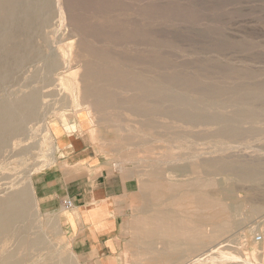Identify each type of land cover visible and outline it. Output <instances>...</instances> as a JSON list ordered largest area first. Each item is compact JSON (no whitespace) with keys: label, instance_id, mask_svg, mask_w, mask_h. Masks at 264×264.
<instances>
[{"label":"rangeland","instance_id":"1","mask_svg":"<svg viewBox=\"0 0 264 264\" xmlns=\"http://www.w3.org/2000/svg\"><path fill=\"white\" fill-rule=\"evenodd\" d=\"M42 4L46 7L42 8ZM0 8L6 11L4 17L10 16L7 20L3 17V20H0V99L4 95L19 91L22 87L38 88L43 90L44 94L53 95L42 103V122L31 125L32 130L28 139L31 141L33 138L32 142L28 141L24 143L26 146L23 145L29 148L33 144L32 146L38 148L29 156L9 157L7 168L5 167L6 169L1 173L12 176L14 181H19L18 183L23 181L20 184L28 186L33 196V177L43 170L54 167L59 157L67 156L63 150V142L68 136L71 138L78 136L85 140L88 147L83 151L86 152L87 157L96 156L102 162L108 163L114 171L133 180L132 188L135 192L123 217L126 234L124 242L121 251L108 259L111 264H137L135 259L132 261L131 253L126 252L129 251L127 247L132 239V223L142 215L141 210L146 204L145 200H150L152 197L151 191L144 188L153 180V173H160L165 167L167 170V165L173 168L171 166L173 165L175 169L178 167L174 176L180 180H187L199 176L200 173L201 177L206 176V173L200 172L204 167H207L205 170H210L207 174H211L210 172L215 169L213 173L218 184L213 186L215 187L213 189L233 191L235 204L238 207L235 216L237 224L221 238V241L230 240L226 244L234 246L231 245L227 252L230 251L229 253L240 257L238 262L218 257L216 261H219V264H264V172H262L264 171V116L259 118L256 117L259 115L257 114L250 115V118L247 117L249 115H240L244 107L263 111L264 103L251 102L242 106L234 97L241 93H264V0H21L17 3H13L12 0H0ZM8 9L13 13L15 9V17ZM5 22L9 23L5 24ZM3 23L6 26L2 27ZM18 44L21 46L17 47ZM62 53H65V56ZM48 58L57 60L56 69L49 72L48 77L52 80L58 76L63 78L66 89L60 86L59 89L49 87L45 90L44 83L29 79L36 74L34 72L38 71V76L44 74L39 70L45 66L44 63ZM9 71L10 75H8ZM70 86L71 89L74 88L71 90ZM144 87H147V92L158 91L164 94L177 92L175 94L185 96L192 102L205 103L208 106V111L204 110L206 113L223 112L225 116L213 122L209 121L213 124L202 123L206 124L204 126L180 122L171 116L174 118L172 120L170 116L161 114L163 112L159 113L160 110L156 109L160 105L158 101L152 104L157 105L156 107L148 106L153 101H149ZM163 88L164 91L168 90L164 92ZM69 92L72 96H69ZM140 93L144 95L140 96ZM209 93L213 95L208 97ZM57 94L58 98L55 97ZM93 94L101 96L102 99L97 100L91 96ZM221 95H227L224 96L226 101H221L224 100ZM229 98L232 102L231 106L230 103L228 104ZM62 100H66V103L64 102L63 105L57 103ZM121 100L123 102H120ZM233 100L239 104L235 106ZM83 101L86 103H82ZM166 101L167 103L163 101L166 105L161 102L164 113L166 112L163 109L170 107L168 104H172ZM87 102L91 105L89 106ZM213 102L218 104L226 102L227 104L223 105L227 109L219 110L217 103ZM141 104H145L146 107L143 105L142 107ZM207 104H212L213 107L210 108ZM62 108H65V111L61 110ZM112 110H118L122 114ZM146 110L148 115L152 116H146ZM154 111L156 115L153 114ZM125 112L126 114L128 112L127 116ZM110 113L115 116H109ZM260 115L264 114L260 113ZM228 119L234 123H229ZM235 120L239 122L235 123ZM149 121H152V124ZM240 122L242 123L238 124ZM214 124L215 127L211 126ZM72 126L75 128L70 129ZM223 126L225 129L227 127L230 133L227 131L220 133L221 136L226 137L215 136L219 134V129L224 128ZM46 127H49L48 130L45 129ZM244 131L245 133H242ZM180 132L183 137L179 135ZM238 132L240 134H237ZM158 134L161 136L156 140ZM236 134L241 136H233V138L232 135ZM49 135L53 136L50 138ZM231 143L232 145H229ZM15 150H20V147ZM172 151L173 155L170 153ZM72 156L76 157V154H71L70 157ZM173 156H177L178 161ZM179 156L182 159H179ZM156 160L157 165H155ZM164 160H170L172 163ZM217 160L223 162H216ZM75 162L74 158L68 165L70 170L73 173L80 172L86 178L89 177L90 166H76ZM183 162L184 165L180 168ZM202 163L204 164L201 165ZM210 163L213 164L212 167ZM194 164L197 165L196 167L202 166L197 169V173H200L196 174ZM225 164L226 166L223 167ZM236 164H240V167L238 165L236 167ZM29 165L31 168L28 167ZM187 165L195 168L194 170L187 168L191 175L186 171L184 174V166ZM256 167L257 171H255ZM235 168L252 171V174L256 172L254 174L256 177L249 174L248 181V174L241 173V177L238 170L230 173ZM221 170L224 173L216 172ZM251 177L259 182L252 180ZM244 181L247 183L245 184ZM232 203L227 201L228 205H233ZM256 208H260V211L255 212ZM70 214H74L73 209L70 211L63 209V213L52 216L45 215L40 210L39 222L43 227L49 218L59 216L62 224L60 247H70L77 255L80 264H96L94 258L77 253L73 235L68 234L65 228ZM69 223L71 228H76L74 220ZM257 236L263 238L262 242H256ZM216 261L208 264L218 263Z\"/></svg>","mask_w":264,"mask_h":264},{"label":"bare ground","instance_id":"2","mask_svg":"<svg viewBox=\"0 0 264 264\" xmlns=\"http://www.w3.org/2000/svg\"><path fill=\"white\" fill-rule=\"evenodd\" d=\"M12 1H13V3H17L21 0H12ZM43 4H45V3H43ZM43 4H42V8L46 7V6H43ZM11 5H13V4H11ZM4 7H6V6H4ZM40 7H41V5H40ZM6 8H4V9H6ZM2 9L0 8V18H1L0 20H3V18H5L4 20H7L8 17H10V16L8 15L7 18L4 17L6 11L2 10ZM11 9H8V11L10 12ZM39 12L37 14H39ZM10 13H12L15 17V9H14V13L13 12H10ZM41 14H43V13H41ZM37 16L39 17V15H37ZM40 16L42 17V15H40ZM10 19L12 20L13 18H10ZM19 19H21V18H19ZM8 23L5 22V24H8ZM1 26L3 27L6 25H4V23H3V24H1ZM19 26H18V28H19ZM20 43H24V42H20ZM70 45H72V44H70ZM19 46H21V44L17 45V47H19ZM67 49L69 50L70 48H67ZM19 50H20V48H19ZM19 50H18V52H20ZM9 55H10V53H9ZM68 56H69V53H68ZM50 59H51V57H50ZM44 64H45V66L41 70H39V72L43 71L44 74H42L41 76H38V74H37L38 71H37V72H34L36 74L32 73L33 74L32 76L30 74L31 77H29V79H35L36 82L38 81V82L44 83L43 89L49 88V87H54V88L59 87L60 88V86H63V88L66 89V85L64 83L63 78H60L58 76L52 80L51 78L48 77V75H49L48 73L52 72L53 69H56L57 60H54V59L49 60V58H48ZM7 72H4V73H7ZM8 75H10V71H9ZM71 87L72 86H70V89H71ZM134 87H137V86L134 85ZM200 87H202V86H200ZM221 87H223V86H221ZM144 88H146L145 92H146L148 98L150 99L149 101H153L152 103H150L148 101L150 103L148 106H153L152 104H155L156 101H158V103H160V105H161V102L163 104H165V103H167L166 100H168L169 103H172V104L171 105L168 104L170 107L167 106L168 108L163 109V110H165L166 113H164V111H162V107H164L163 105H161V107H159L160 105H158V107H156L157 105H155L153 107H156V109H158V111L160 110L159 113L163 112L161 114H164V115L167 114V116H170V118H172V117L177 118L178 120H180V122L184 121L185 123L187 122V123L196 124L194 126H197V125H203L204 126L206 124H202V123H207L209 121L213 122V120H217V119L225 116V113H223V112H217V113L216 112L215 113H209L208 112V113H206L204 110L205 109L207 110L208 106H206L205 103H202L201 101H199L201 103H198V101L192 102L190 99H188L185 96L175 94L177 92L167 93L166 92L168 90L167 88H166L167 89L166 91H164L165 88H163V91L166 92V94H164L162 92H158V91L157 92H147V87H144ZM241 89H244V88H241ZM62 91H65V90H62ZM143 91L144 90H142V92ZM148 91H150V90H148ZM170 91L173 92L172 90H170ZM200 91H199V93H200ZM257 92H259V91H257ZM44 93H43V90H40L38 88L29 89L27 87H22V89H20L19 91L12 92L10 94H7L6 96L4 95V97H2L0 99V264H80V262L78 261L79 259H78L77 255L70 249V247H66V248L60 247V243L62 242V239H60V236L62 235L60 233V230H62V224H61L60 217L55 216L53 218H49L47 220V224L42 227V225L39 222V219L41 218V216H39L40 210H39L38 203H37V200L35 198L34 193H33V196H31L32 194L30 193L29 187L26 186L25 184H20L23 181L18 183L19 181H14L12 176H7V175L1 173V171H3L4 169L7 168L9 157L29 156V155H31V152L33 150L38 148L37 146H32L33 144H31V146L29 148L28 147L25 148L26 145L24 143L30 141L28 138L30 135L29 133L32 130L31 125H33L34 123L42 122L41 120L43 118V111H42L43 101L48 100L47 98L53 96L52 94H44ZM69 93H70L69 96H72L71 95L72 93L71 92H69ZM260 93L261 94L241 93V94L234 95V97H235V100L237 102H240V105H242V106H246L251 102H262V103H264V93L263 94H262V92H260ZM142 94L144 95V93H142ZM142 94L140 96H143ZM210 95L212 96L213 94L209 93L208 97H210ZM222 95L220 97L224 98V100H221V101H226L224 96H227V95H224V96H222ZM57 96H58V94L55 97L58 98ZM91 96L95 97L97 100L102 99L101 96H98V95L96 96L93 94ZM215 96L217 97L218 95H215ZM138 98L139 97H137V99ZM71 100H73V99H71ZM164 100H165V103L163 102ZM65 101H63V100L57 101V103L60 102L63 105ZM75 101H76V99H75ZM136 101H138V100H136ZM84 102L86 103V101H83L82 103H84ZM88 102H87V104L91 103V102H89V103ZM120 102H123V101L121 100ZM237 102H235V104H234L235 106L237 104H239ZM54 103H56V102H54ZM104 103H105V101H104ZM144 103H146V102H144ZM213 103H215V102H213ZM224 103H226V102H224ZM224 103H222V104L217 103L218 107L217 106L216 107L219 108V110H221V109L226 110L227 107L225 105H223ZM229 103L231 106V103H232L231 99L228 101V104ZM74 104H75V102H74ZM125 104H127V103L125 102ZM209 104H207V105H209ZM212 104L209 105V107L210 106L213 107ZM215 104H214V106H215ZM90 105L91 104H89V106ZM131 105H132V101H131ZM135 105H137V104H135ZM142 105L146 107L145 104H141V106ZM97 107H98V105H97ZM133 107H135V106H132V108ZM95 108H96V106H95ZM98 108H100V107H98ZM177 108H179V109H177ZM244 108L245 109L242 108L243 111L242 110L240 111L241 114L238 111L240 115L245 114V115H249L247 117H250V115L259 114L256 116V117L259 116V118H260V116H264V115H260V113L264 114V110L263 111H256V110H253L251 108H246V107H244ZM64 109L65 108H62L61 110H64ZM135 109L137 110V108H135ZM156 109L154 108V110H156ZM140 110H142V108ZM115 111L119 112L118 110H115ZM115 111H113V112H115ZM122 112H124V111H122ZM142 113H144V112H142ZM145 113H146V116L151 115V114L148 115L147 110ZM106 114H109V113H106ZM120 114H122V113H120ZM125 114H126V112H125ZM127 114H128V112H127ZM127 114H126V116H127ZM153 114L156 115L155 111ZM117 115H118V113H117ZM130 115H128V116H130ZM157 115H158V113H157ZM109 116L112 117L115 115H113V113H110ZM143 116H144V114H143ZM146 116H144V117H146ZM234 116H235V114H234ZM236 116H238L237 113H236ZM105 117H106V115H105ZM117 117L120 118L119 116H117ZM174 118H172V120H174ZM237 118H239V117H237ZM83 119L85 120V118H83ZM46 120H47V118H46ZM149 120H154V119H149ZM230 120H229V123H232L233 121L230 122ZM224 121H225L224 123H226V120H224ZM151 122H150V124H152ZM166 122L168 123L167 120H166ZM237 122H239V121L237 120L235 123H237ZM252 122H253V120H252ZM66 123L67 122H65V124ZM209 123H211V122H209ZM241 123L242 122H240L238 124H241ZM81 124H83V123H81ZM211 124H213V123H211ZM171 125H173V124H171ZM223 125H225V124H223ZM154 126L156 128V124H154ZM207 126H209V125H207ZM211 126L215 127V124L211 125ZM150 127H153V126H150ZM241 127L242 126H240V128ZM37 128H38V125H37ZM48 128L49 127H46L45 129L48 130ZM74 128L75 127L72 126V128H70V129H74ZM233 128L235 129V127H233ZM149 129H152V128H149ZM165 129H167V128H165ZM246 129H245V131H246ZM220 130L221 129H219V132H218L219 134L220 133L223 134L226 131H227V133H230V131H229V129H227V127H226V129H225V127L222 128L221 132H220ZM49 131H48V133H49ZM202 131L204 132V130H202ZM238 131H239V128H238ZM240 131H241V129H240ZM245 131L242 133H245ZM219 134L215 135V136H217V137L221 136V134L220 135ZM237 134H240V133L238 132ZM237 134L232 135V137L233 136L234 137L241 136V135H237ZM179 135L181 136V132ZM50 136L51 135H49V137ZM158 136H161V135L158 134L157 137ZM183 136H181V137H183ZM223 136H221V137H223ZM175 137L177 138L178 136H175ZM224 137H226V136H224ZM230 137H231V135H230ZM176 138H174V139H176ZM188 138H190V137H188ZM32 139L30 142H32ZM158 139H159V137L156 140H158ZM164 139H165V137H164ZM204 139H206V138L204 137ZM44 140L48 141V139H44ZM167 140H169V139L167 138ZM180 140H182V139H180ZM23 145H25V146L23 147ZM162 145H163V143H162ZM229 145H232V143ZM255 145H256V143H255ZM52 146L54 147V145H52ZM19 147H20V150H18V151L15 150V148H19ZM48 149H50V147ZM169 149L171 150V148H169ZM173 151H175V150H173ZM173 151L170 153L172 154ZM260 154L261 153H259V155ZM163 156L165 157L164 154H163ZM183 156H186V155H183ZM36 157H37V153H36ZM173 157H175V159L177 158V156H173ZM178 158L180 159L181 157L179 156ZM38 159L39 158H37V160ZM175 159H174V161H175ZM195 159H197V157ZM157 160H159V159H157ZM157 160H156L155 165L158 164ZM211 160H213V159L211 158ZM223 160L222 161L217 160L216 162H218V161L223 162ZM164 161H166V160H164ZM164 161H163V164H164ZM166 162H171V161L169 160ZM199 162H201V160ZM213 162H214V164L216 163L215 161H213ZM26 163L28 165V161ZM171 163H169V164H171ZM226 163H228V162H226ZM247 163H245V164H247ZM195 164H196V162H195ZM203 164L204 163H202L201 165H203ZM218 164H220V163H218ZM233 164H235V163H233ZM178 165L179 164H177V166ZM181 165H184V162L182 164H180V166H179L180 168H181ZM201 165H198V167ZM210 165H211V163H210ZM212 165H211V167H212ZM237 165L238 164H236L235 166L237 167ZM168 166L169 165H167V170H166V167L162 168V166L160 165V167L162 168V169L161 168L160 169L162 171H164V170H166V171H164L163 173H162V171L161 172L159 171L162 174L153 173V180L145 186L146 188H144L146 190L151 191V196H152L151 198L152 199L150 198V200H148V199L145 200L146 204L141 210L142 215H140L132 223V227H131V232L133 231V234H131L132 239H131L129 246L127 247L129 251L126 252V253H129V252L131 253L132 261H134L133 259H135L137 264H208L209 262L216 261L217 257L220 259L226 258L228 260H236V261L239 260L240 257L235 256L232 253H229L230 251L227 252L229 250L228 248L231 247V245L234 246L233 244H226V242L228 243L230 240L221 241V238L223 236H225L231 230V228L237 224V221L235 220V216H237L238 207L235 204L236 201L234 200V192L231 190H225V189H218V190L216 189L217 192H215L216 190L213 189V188H215L213 186H217V184H218V182H216V180H215L216 175L214 176L215 173H213L215 171V169L212 170L213 172H210L211 174H207L210 170L209 171L205 170V168L207 169V167L203 166L204 169L201 171L199 170V171L204 173V174L206 173V176L201 177L202 174L200 172H198V173H200L199 176L190 177L189 179L187 178V180H180L174 176L175 171L177 173L178 167H177V169H175V166H173V165H171L173 168H169ZM196 166L197 165H195L196 169L195 168L194 169L196 170V174H198L197 169H199L200 167L198 168ZM208 166H209V164H208ZM224 166H226V164L223 165V167ZM28 167L31 168L30 165ZM193 167H191V165L184 166V170H183L184 174H185V171L188 172V169H190V168L192 170H194ZM218 168H220V167H218ZM230 168H232V166ZM247 168H249V166ZM255 169H256L255 171H257V167ZM223 170H221V172L220 171H216V172L224 173V172H222ZM235 170H238V169L235 168L234 170L230 171V173L235 172ZM238 171L240 172V173L238 172L239 175L241 173L248 174L247 180L249 181V178L252 174L251 173L252 171H248V170H238ZM178 172H179V170H178ZM225 172H226V168H225ZM262 172H264V171H262ZM255 173L256 172H253V174H252L253 177H256V176H254ZM187 174H190V172H188ZM249 174H250V176H249ZM240 176L242 177V175H240ZM138 178H140V177H138ZM251 179L254 180L252 177H251ZM251 179H250V181H252ZM255 179H257V178H255ZM258 179H260V177ZM29 180H31V179H29ZM241 180L243 181L242 178H241ZM242 181H240V182H242ZM254 181H256V180H254ZM26 182L28 183V181H26ZM247 182L244 181L245 184ZM229 183H228V185H229ZM30 185H31V182H30ZM236 185H238V184H236ZM34 192H35V190H34ZM227 201H232L233 205H228ZM259 211H260V208L255 209V212H259ZM241 220L242 219H240V221ZM231 237H233V236H230V238ZM235 248H236V245H235ZM222 261H224V260H222ZM216 262H218L216 264H219V261H216ZM220 262H221V260H220ZM240 264H242V263H240Z\"/></svg>","mask_w":264,"mask_h":264},{"label":"crops","instance_id":"3","mask_svg":"<svg viewBox=\"0 0 264 264\" xmlns=\"http://www.w3.org/2000/svg\"><path fill=\"white\" fill-rule=\"evenodd\" d=\"M63 145L67 156L33 177L39 210L51 216L63 213V201L71 200L74 214L67 217L65 228L73 235L77 253L94 258L96 264H111L108 258L121 251L126 235L123 217L135 192L133 180L96 156L87 157L83 150L88 145L80 137L68 136ZM74 158L76 166H90L89 177L70 170L68 165ZM72 220L76 222L74 229L69 223Z\"/></svg>","mask_w":264,"mask_h":264},{"label":"built area","instance_id":"4","mask_svg":"<svg viewBox=\"0 0 264 264\" xmlns=\"http://www.w3.org/2000/svg\"><path fill=\"white\" fill-rule=\"evenodd\" d=\"M74 208L73 202L71 200H64L63 201V209L66 211H70ZM263 238L261 236L256 237V242H262Z\"/></svg>","mask_w":264,"mask_h":264}]
</instances>
